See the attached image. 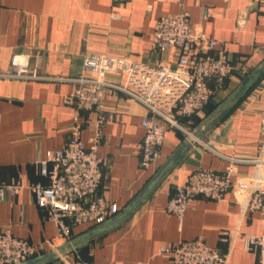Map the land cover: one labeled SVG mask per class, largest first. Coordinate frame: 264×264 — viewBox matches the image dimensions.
Masks as SVG:
<instances>
[{
	"label": "crops",
	"instance_id": "0c3cea01",
	"mask_svg": "<svg viewBox=\"0 0 264 264\" xmlns=\"http://www.w3.org/2000/svg\"><path fill=\"white\" fill-rule=\"evenodd\" d=\"M203 8L210 10L206 21L201 19ZM179 12L187 14L191 28L224 42L229 58L245 75L234 72L220 87L210 81L213 95L199 113L178 119L180 128L164 123L162 156L147 169L139 165L138 145L144 136L141 121L150 112L125 93L107 89L101 108L107 121L98 144L106 168L98 192L117 204L113 218L175 153L176 158L125 221L76 242L74 250L50 264H169L158 254L161 246L199 237L227 255L224 264H257L256 255L245 250L244 238L262 234L263 218L242 208V194L228 191L221 203L196 198L188 204L181 226L165 207L175 186L184 184L195 168L223 171L229 158L244 161L264 154V74L227 111L218 110L264 66V0H0V183H47L35 162L69 140L75 109L66 106L64 98L86 58L174 68L173 50L158 52L151 40L157 20ZM242 14L246 26L239 29L236 22ZM14 55H29L30 72L36 77L4 76ZM112 71L108 81L124 84L125 74ZM96 117L95 111H81L78 121L84 124ZM94 135V128L85 124V146ZM186 144L189 148L179 151ZM235 166V179L264 183V166L241 161ZM95 227L75 226L69 240L61 239L28 189L0 202V232L9 230L31 245L45 244L43 253ZM233 232L232 244L222 240Z\"/></svg>",
	"mask_w": 264,
	"mask_h": 264
},
{
	"label": "built area",
	"instance_id": "2783aa9c",
	"mask_svg": "<svg viewBox=\"0 0 264 264\" xmlns=\"http://www.w3.org/2000/svg\"><path fill=\"white\" fill-rule=\"evenodd\" d=\"M209 15L210 10L203 8L201 19L206 21ZM236 25L239 29L245 28L243 14L237 18ZM151 46L158 52L173 50L174 68L123 59L109 61L100 56L83 61L82 71L71 79L74 86L64 98V104L75 109L69 140L62 149L48 151L44 159L35 162L36 172L47 183L24 185L17 180L0 183V202L28 189L44 218L55 224L57 237L65 240L70 239L75 226H97L112 219L118 213L117 204L107 201L98 192L106 168V159L98 153L102 129L107 121L101 112L106 90L123 92L149 110L150 115L141 121L144 136L138 145L139 165L147 169L162 156L164 123L180 128L178 119L199 113L213 95L208 86L210 81L220 87L234 72L245 75L241 66L229 58L225 43L191 28L185 12L161 16L155 24ZM29 60V55L12 56L10 71L4 76L36 77L30 72ZM114 69L125 74L124 84L108 81L107 75ZM81 111H95L97 117L81 124L78 121ZM85 124L95 130L90 146H85L81 139ZM240 161L261 167L264 166V154L244 161L229 158V165L223 171L195 168L184 184L175 186L165 212L175 217L181 226L188 204L196 198L221 203L228 191L242 194L245 198L242 208L258 212L263 218L262 234L245 237L244 248L256 255L257 264H264V183L252 178L235 179V164ZM228 235L225 233L222 240L232 244L235 233ZM44 245H31L4 230L0 232V264H18L34 258L44 252ZM158 254L167 258L169 264H224L227 260V255L207 245L201 237L166 244L159 248Z\"/></svg>",
	"mask_w": 264,
	"mask_h": 264
},
{
	"label": "water",
	"instance_id": "95a60500",
	"mask_svg": "<svg viewBox=\"0 0 264 264\" xmlns=\"http://www.w3.org/2000/svg\"><path fill=\"white\" fill-rule=\"evenodd\" d=\"M262 74H264V66L259 69V71L252 75L248 82L244 85V87L239 91L237 90L233 96L228 98L227 101H225L218 110H221L222 112L227 111L230 107H232L249 89L250 85ZM189 144H186L184 148H180L179 151H186L187 148H189ZM176 158V153L171 156V158L158 170V172L153 176V178L148 182V184L140 191V193L132 200L130 205L125 208L124 212L113 218L110 219L100 225H97L95 228L91 229L90 231L86 232L82 236H80L78 239L71 241L70 243H66L64 246L53 249L52 251L40 254L34 258H31L29 260H26L24 262L18 263V264H50L51 262L65 256L67 252H71L74 250L76 246V242L85 239L89 237L92 234L96 233H102L104 231L110 230L111 228L117 226L118 224L125 221L134 211L137 205H139L144 198L150 193L151 190H153L159 182L163 179L167 171L172 167L173 161Z\"/></svg>",
	"mask_w": 264,
	"mask_h": 264
}]
</instances>
